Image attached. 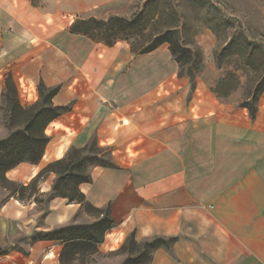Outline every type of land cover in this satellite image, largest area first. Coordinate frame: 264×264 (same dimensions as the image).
Instances as JSON below:
<instances>
[{
  "label": "crops",
  "instance_id": "0c3cea01",
  "mask_svg": "<svg viewBox=\"0 0 264 264\" xmlns=\"http://www.w3.org/2000/svg\"><path fill=\"white\" fill-rule=\"evenodd\" d=\"M77 3L0 0V106L9 74L31 93L40 82L59 87L52 103L70 105L48 124L40 162H21L8 178L31 180L95 139L116 166H93L80 188L110 207L107 248L134 231L174 237L152 264H264V96L255 117L206 92L186 104L180 79L164 77L162 60L150 62L154 51L137 57L122 43L72 32ZM56 178L42 176L43 193ZM66 200L54 198L44 214L35 202H6L1 189L0 264H64L62 242L21 249L14 238L64 225L81 209Z\"/></svg>",
  "mask_w": 264,
  "mask_h": 264
},
{
  "label": "rangeland",
  "instance_id": "374dc122",
  "mask_svg": "<svg viewBox=\"0 0 264 264\" xmlns=\"http://www.w3.org/2000/svg\"><path fill=\"white\" fill-rule=\"evenodd\" d=\"M43 1L32 0L37 6H41ZM70 1L75 0H65V2ZM76 1H78L77 6L71 8L69 16L74 21L77 18L89 17L107 21L111 17L131 18L135 15L139 16L138 28L133 33L122 34V37L116 42L126 45L136 56L142 54L139 53L142 49V43L147 45L156 33L167 28H174V37L191 49V57L188 54L184 56L188 62L182 67L174 58L169 43H163L153 50L154 54L153 58H150V62L155 63L162 60L164 77L166 79L168 77L180 79L179 89L180 93L186 97V104L194 95L206 92L213 94L224 103L246 108L242 104L250 97L251 91L262 79L264 73V0ZM40 83L37 86V93H31L30 90H27L26 85L15 81L17 97L22 105L28 106L38 102L44 104L49 86L40 92ZM263 96L264 93L261 98ZM27 98H30L29 102L26 101ZM23 102L26 103L23 104ZM2 105L0 106V139L6 138L15 128L24 125L20 124L22 120L20 116L12 121L7 101ZM65 108H70V105L65 106ZM98 152L104 154L103 159H110L109 149L100 146L95 139L89 143L85 152L76 153L72 150L71 155L85 159L82 168L84 173L88 174L91 173L93 165L98 162L94 159ZM53 168L61 170L62 166ZM50 171L53 170L43 171V175L47 176ZM42 176L36 188L32 186L27 189L22 188L23 184H29L32 179L21 181L9 177L10 181L0 182V190H4L6 202L14 199L26 204L35 202L44 214L47 213L50 209V203L56 197H53V191L42 192L40 187ZM77 178L74 177L72 180ZM66 191L73 194L68 187ZM66 199L67 203H74L70 202L68 198ZM78 204L81 205V209L70 217L64 225L90 224L102 217V214L93 209L87 202ZM107 206L102 208L106 210ZM132 233L136 239L135 244H132L131 240L128 239ZM32 237L33 235L20 232L14 238L15 246L25 249L32 242ZM155 237H164L167 242L157 248L154 253L157 250L171 252L173 243L168 240L171 236L155 235L138 239L133 231L115 241L111 248H107L104 241L91 246L81 244L71 248L67 251L65 261L66 264H143V258L140 257L133 261L129 257L139 255L143 250L141 243ZM153 259L148 264H152Z\"/></svg>",
  "mask_w": 264,
  "mask_h": 264
},
{
  "label": "trees",
  "instance_id": "16d2710c",
  "mask_svg": "<svg viewBox=\"0 0 264 264\" xmlns=\"http://www.w3.org/2000/svg\"><path fill=\"white\" fill-rule=\"evenodd\" d=\"M139 16L135 15L131 18L111 17L107 21L97 19L96 17L77 18L71 27L72 32L87 35L95 41L103 42L107 45L115 44L124 33H133L138 28ZM175 29L167 28L164 31L156 33L147 43L141 44L142 49L139 53H147L155 50L163 43H169L170 50L176 59L183 67L188 62L184 56L186 54L191 57V49L183 45L180 40L174 37ZM193 75V74H192ZM47 86L40 83V92L45 90ZM59 87H49L44 104L35 103L24 106L17 97V87L11 74L6 78V87L3 92V104L7 101L8 111L11 114L12 121L17 116L22 117L20 124L23 127L15 128L9 136L0 139V182L10 181L7 172L15 168L21 162L27 161L38 163L42 159L46 146L50 137L45 130L48 124L55 118L60 116L67 110L65 106L54 105L52 103L53 96L57 93ZM264 93V73L261 81L254 87L250 93V97L244 101L243 107H246L251 116L255 117L258 110V102ZM3 107V105H2ZM89 144L77 148L73 147L66 157L50 162L32 181L27 185H22V188H36L38 181L45 170H53L57 172L58 177L53 186V197L68 198L70 202H78L84 204L87 202L93 209L102 214V217L90 224H67L61 225L48 231H37L32 241L38 240H58L64 244L60 258L62 263L66 264L65 256L69 249L83 245H95L102 243L106 234L116 226V221L111 216L110 207L106 210L102 207L94 206L88 201L86 194L81 190L80 185L84 182H91V173L85 174L82 168L83 157H73L71 151L76 153L85 152ZM104 154L98 152L94 159L98 160L93 166L101 165L105 167H115L116 164L111 158L105 160L102 158ZM62 166L61 170L53 167ZM78 169V170H77ZM80 169V170H79ZM80 173V174H79ZM82 174V175H81ZM78 177L76 180H72ZM63 186V187H62ZM71 189L73 194L68 193L66 188ZM132 244L136 243L134 233L128 238ZM168 240L174 241V237H169ZM167 242L164 237H155L141 243L143 250L135 257H129L133 261L138 258H143V264H148L153 259L154 251L163 246ZM140 246V245H139ZM140 246V247H141ZM5 249L0 248V253Z\"/></svg>",
  "mask_w": 264,
  "mask_h": 264
}]
</instances>
